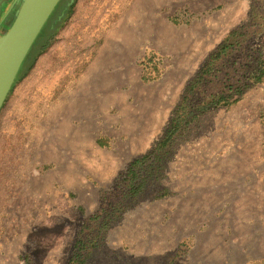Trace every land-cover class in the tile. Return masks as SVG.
I'll return each instance as SVG.
<instances>
[{
  "label": "rangeland",
  "instance_id": "374dc122",
  "mask_svg": "<svg viewBox=\"0 0 264 264\" xmlns=\"http://www.w3.org/2000/svg\"><path fill=\"white\" fill-rule=\"evenodd\" d=\"M70 2L0 113V264H264V0Z\"/></svg>",
  "mask_w": 264,
  "mask_h": 264
},
{
  "label": "water",
  "instance_id": "95a60500",
  "mask_svg": "<svg viewBox=\"0 0 264 264\" xmlns=\"http://www.w3.org/2000/svg\"><path fill=\"white\" fill-rule=\"evenodd\" d=\"M61 1L21 0L14 21L0 36V113L25 59Z\"/></svg>",
  "mask_w": 264,
  "mask_h": 264
},
{
  "label": "trees",
  "instance_id": "16d2710c",
  "mask_svg": "<svg viewBox=\"0 0 264 264\" xmlns=\"http://www.w3.org/2000/svg\"><path fill=\"white\" fill-rule=\"evenodd\" d=\"M48 22L45 25V27L43 28L40 35L38 36L36 42L34 43L32 49H31V51L29 52L27 58L25 59L23 65L19 71V74L16 78L15 83L26 76L29 69L33 66L36 58L38 56H40L51 45V43H52V41L56 35L57 26L60 24V22H59V20L53 21L51 24H49ZM235 34H236V32H233L231 34V36H234ZM226 49H227V47L225 46V44L221 45L219 47V49L217 50V52L215 54H213L211 61H215L216 59H219L223 54L226 53ZM254 78L258 83H260L262 81V79L264 78V70L261 71V69H260V71H258V76L255 75ZM222 99H223V97H220L218 104L215 103L214 106H221L223 104L222 103L223 101L221 102ZM224 100L226 101V98H224ZM200 108H202L203 110L207 109V104H204L203 107H200ZM171 137H172V133L167 132L164 139L159 143V149L157 150L156 157H155L156 159L159 158L160 153H161L160 151L164 150V148L166 147V144L171 139ZM146 158H147V156H144L143 158L137 159L136 161H134L130 166L129 175H131V174L134 175L135 171L139 168L140 164L144 160H147Z\"/></svg>",
  "mask_w": 264,
  "mask_h": 264
},
{
  "label": "flooded vegetation",
  "instance_id": "af4514ba",
  "mask_svg": "<svg viewBox=\"0 0 264 264\" xmlns=\"http://www.w3.org/2000/svg\"><path fill=\"white\" fill-rule=\"evenodd\" d=\"M1 1H2V0H0V7H1V5H2Z\"/></svg>",
  "mask_w": 264,
  "mask_h": 264
}]
</instances>
